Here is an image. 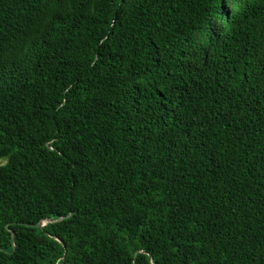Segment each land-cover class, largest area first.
Masks as SVG:
<instances>
[{
  "label": "trees",
  "instance_id": "16d2710c",
  "mask_svg": "<svg viewBox=\"0 0 264 264\" xmlns=\"http://www.w3.org/2000/svg\"><path fill=\"white\" fill-rule=\"evenodd\" d=\"M0 264H264V0H0Z\"/></svg>",
  "mask_w": 264,
  "mask_h": 264
},
{
  "label": "water",
  "instance_id": "95a60500",
  "mask_svg": "<svg viewBox=\"0 0 264 264\" xmlns=\"http://www.w3.org/2000/svg\"><path fill=\"white\" fill-rule=\"evenodd\" d=\"M63 218H64L63 216L57 218L56 220H53L51 218H46V219H43L40 222H38L35 226H37L39 228H42L45 225L46 222L59 221V220H61ZM12 240H14L13 233H12Z\"/></svg>",
  "mask_w": 264,
  "mask_h": 264
}]
</instances>
